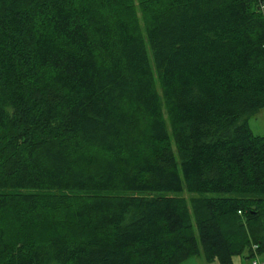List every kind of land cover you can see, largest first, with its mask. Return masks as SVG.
Masks as SVG:
<instances>
[{
    "label": "trees",
    "instance_id": "1",
    "mask_svg": "<svg viewBox=\"0 0 264 264\" xmlns=\"http://www.w3.org/2000/svg\"><path fill=\"white\" fill-rule=\"evenodd\" d=\"M262 108L255 0H0V264L264 258Z\"/></svg>",
    "mask_w": 264,
    "mask_h": 264
},
{
    "label": "rangeland",
    "instance_id": "2",
    "mask_svg": "<svg viewBox=\"0 0 264 264\" xmlns=\"http://www.w3.org/2000/svg\"><path fill=\"white\" fill-rule=\"evenodd\" d=\"M248 126L250 130L255 134H264V108L260 109L255 115L251 116L248 120ZM210 195V194H209ZM184 198H187V194H182ZM239 261L238 257H233L232 264H237ZM177 264H218L216 261L207 263L203 260L201 255L191 256Z\"/></svg>",
    "mask_w": 264,
    "mask_h": 264
},
{
    "label": "built area",
    "instance_id": "3",
    "mask_svg": "<svg viewBox=\"0 0 264 264\" xmlns=\"http://www.w3.org/2000/svg\"><path fill=\"white\" fill-rule=\"evenodd\" d=\"M257 3L258 10L261 13H264V0H255ZM239 264H264V258H260L258 256H253L248 260H244L242 263Z\"/></svg>",
    "mask_w": 264,
    "mask_h": 264
},
{
    "label": "crops",
    "instance_id": "4",
    "mask_svg": "<svg viewBox=\"0 0 264 264\" xmlns=\"http://www.w3.org/2000/svg\"><path fill=\"white\" fill-rule=\"evenodd\" d=\"M240 261H241V260L239 259V261L237 262V264H239Z\"/></svg>",
    "mask_w": 264,
    "mask_h": 264
}]
</instances>
